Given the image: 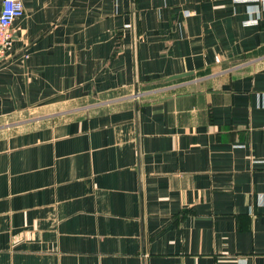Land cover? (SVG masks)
Returning a JSON list of instances; mask_svg holds the SVG:
<instances>
[{
	"label": "crops",
	"instance_id": "obj_1",
	"mask_svg": "<svg viewBox=\"0 0 264 264\" xmlns=\"http://www.w3.org/2000/svg\"><path fill=\"white\" fill-rule=\"evenodd\" d=\"M21 1L0 264H264V0Z\"/></svg>",
	"mask_w": 264,
	"mask_h": 264
},
{
	"label": "built area",
	"instance_id": "obj_2",
	"mask_svg": "<svg viewBox=\"0 0 264 264\" xmlns=\"http://www.w3.org/2000/svg\"><path fill=\"white\" fill-rule=\"evenodd\" d=\"M24 13L21 0H2L0 11V58L12 39V23Z\"/></svg>",
	"mask_w": 264,
	"mask_h": 264
},
{
	"label": "water",
	"instance_id": "obj_3",
	"mask_svg": "<svg viewBox=\"0 0 264 264\" xmlns=\"http://www.w3.org/2000/svg\"><path fill=\"white\" fill-rule=\"evenodd\" d=\"M181 76H183V75H176L175 77H172L171 79L176 78V77H181Z\"/></svg>",
	"mask_w": 264,
	"mask_h": 264
}]
</instances>
